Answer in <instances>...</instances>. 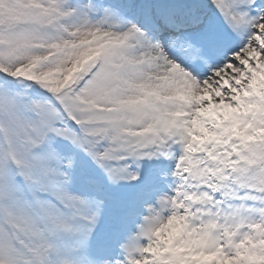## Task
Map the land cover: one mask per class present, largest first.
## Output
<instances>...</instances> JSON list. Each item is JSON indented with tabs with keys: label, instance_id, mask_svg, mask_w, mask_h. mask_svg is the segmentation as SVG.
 Instances as JSON below:
<instances>
[{
	"label": "snow or ice",
	"instance_id": "1",
	"mask_svg": "<svg viewBox=\"0 0 264 264\" xmlns=\"http://www.w3.org/2000/svg\"><path fill=\"white\" fill-rule=\"evenodd\" d=\"M0 264H264V0H0Z\"/></svg>",
	"mask_w": 264,
	"mask_h": 264
}]
</instances>
